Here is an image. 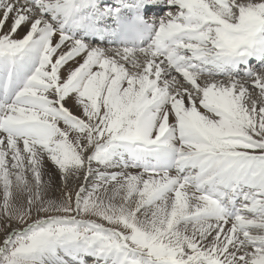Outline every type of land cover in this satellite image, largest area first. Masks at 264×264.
<instances>
[{
	"label": "snow or ice",
	"instance_id": "obj_1",
	"mask_svg": "<svg viewBox=\"0 0 264 264\" xmlns=\"http://www.w3.org/2000/svg\"><path fill=\"white\" fill-rule=\"evenodd\" d=\"M0 264H264V0H0Z\"/></svg>",
	"mask_w": 264,
	"mask_h": 264
},
{
	"label": "rangeland",
	"instance_id": "obj_2",
	"mask_svg": "<svg viewBox=\"0 0 264 264\" xmlns=\"http://www.w3.org/2000/svg\"><path fill=\"white\" fill-rule=\"evenodd\" d=\"M45 178L47 179V177H45ZM60 185H61V181H60L59 175L58 174L53 175V189H52L50 195H52V196H59L56 193H57V190L60 189Z\"/></svg>",
	"mask_w": 264,
	"mask_h": 264
},
{
	"label": "bare ground",
	"instance_id": "obj_3",
	"mask_svg": "<svg viewBox=\"0 0 264 264\" xmlns=\"http://www.w3.org/2000/svg\"><path fill=\"white\" fill-rule=\"evenodd\" d=\"M49 168H51V166L49 165ZM56 194H60V189L57 190V193Z\"/></svg>",
	"mask_w": 264,
	"mask_h": 264
}]
</instances>
